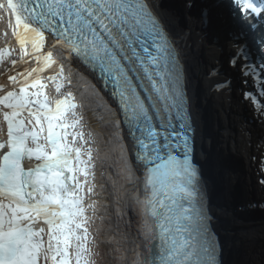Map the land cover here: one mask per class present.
Wrapping results in <instances>:
<instances>
[{"label": "bare ground", "instance_id": "bare-ground-1", "mask_svg": "<svg viewBox=\"0 0 264 264\" xmlns=\"http://www.w3.org/2000/svg\"><path fill=\"white\" fill-rule=\"evenodd\" d=\"M187 1L190 2L192 0ZM160 4L164 6L163 3ZM158 6L160 7V5ZM160 10L162 11L161 8ZM165 10H167V7L164 6V11ZM176 14L178 16L177 12ZM185 15L187 18L193 17L194 19H197L198 14L190 8L189 10L187 9ZM199 17L201 18L197 19V22L200 23L202 21L204 23L205 20L206 27H208L209 30H212L208 20L206 18L203 20V15ZM192 26H194V24ZM50 48L52 47L50 46ZM235 48L238 50L240 46L236 42H231L228 51L232 53L231 50H235ZM53 55H57V53H53ZM214 58L215 60L220 59L217 52L216 54L214 53ZM52 59L53 57H50V63H45L41 68L45 69L51 64L52 66H56L55 68H58V71L61 72L59 81L63 84L68 85L66 82L68 79H72L76 83L79 79L83 84L82 87L79 85L75 86L73 92L75 95H72V97L71 95H65L60 98L58 90L62 88V83L56 84L53 88V94L56 99L57 96H59L60 100L66 99L68 107H65L64 111L67 114L70 116H77L79 114L81 118L86 121L85 124H89V126H85L84 128L86 133L82 131L81 135H79L76 140L77 144L80 143L79 146H83V153L88 154V150L86 151V149H90V147L94 149L97 148V145H101V150L99 151L97 148L98 151L95 152V156L87 159V155L82 156V161H88L91 167L97 169V171L99 165L103 166L102 163L104 165L107 163V169L104 168V175L101 176L97 185L99 191L103 189L104 185L106 186L104 189L106 193L105 191H101L103 195L106 194V196H108L106 199H101V202L104 203L106 207L104 209L100 203L96 206L93 205V202H95L97 198L96 195H100L101 193H98L94 188L90 190L91 186L90 184H87L88 188L84 186V189L77 191L67 190L63 195L58 193V195L51 197V199L41 197L40 207H20L5 203L6 206L3 205L4 213L2 216L6 218L7 221H12L16 224L17 221H20L28 224L27 226L31 225L36 228V233H34L31 240L35 245V248L32 249L35 256L28 257V264H41L43 260L46 259V254L49 255V260L48 257L46 259L47 264H69V260L71 261L72 257L75 259L78 258L77 253L74 254L71 249V243H67V241L64 240V234L67 232L75 235L77 232L74 230H78V227L83 223L82 220L85 216L89 218L87 224L91 225L96 234L99 235V241H94L93 239L95 237L93 234L91 238L93 246L98 247L99 249V247L104 245L107 251H113L114 259L111 261V264H158L157 261L154 262L155 256H153V250L156 245L153 244L151 246V239L154 238L156 240L159 245L157 247L159 257H163L164 253L162 256L160 255L161 252L165 251L166 246V235L164 234L163 229L160 228L159 231L156 230L155 233H152V235L149 236L151 238L147 241L142 238V235L137 238L132 232V226L126 224L128 216L134 218L132 215L138 216V213L144 211L150 214L154 224L158 226V218L155 213L157 206L150 194L153 192V189H151V186L147 187V182L141 181L144 175L140 169L137 170L139 160L132 158L134 157L131 142L132 137L125 131V121H130L131 118L129 117L126 120L118 119L117 127L108 128V124H111L112 121L108 118L103 120L102 115L109 113L113 115L112 117L110 116L112 119L115 120L118 118V113H115L110 107L112 106L110 105L111 103L118 100L114 99L108 93L107 89L103 93L99 88L91 87V84L88 83L85 77L82 75H79L80 77H78L76 73H74L75 69L69 68L66 70V57L61 56L63 61L56 58L54 60ZM23 68L24 69L17 70L14 73H7L6 70H3V67H0V90L6 97L5 99L3 95L1 96L0 115L2 117H7L9 115L20 116L19 113H22L25 116H29L28 118L31 119V116L33 115L30 113L31 110H34L33 113L35 115L39 114L44 120H47L49 117L44 116L45 111L41 109V106L38 105V102L35 100L36 88H22L21 85L18 84L19 81L17 82L19 73L28 72V64H23ZM243 70L245 71L244 68ZM199 75V80L201 82L203 81L205 85L210 84L207 87L211 90L213 87L211 81L214 79L213 73L207 68L202 67L199 70ZM249 77L251 76L246 74V79L251 81L252 77ZM252 88L253 85L249 89L252 90ZM258 95L264 100V93L259 92ZM82 103L84 104L82 105ZM215 103L221 106V114L224 115L222 116V120L224 122L228 123L230 121V118L226 117L227 115L231 117V123L232 121L240 123L238 124L240 125L238 128H234L230 123L229 125H226V131H224V127L222 128L224 131V143L231 144L232 150L240 156L241 161L249 169V172H246L245 174L243 171H232L234 178L238 179L239 182L237 183L241 188L248 187V184H243V181L248 178L250 188L253 191H256L257 194L264 193V127L260 126V129L256 131H254L255 129L253 128L249 129L247 127L249 123L247 120L245 121L247 128H245L241 121V115L234 117V110L235 108L240 109L239 105H235L234 107L233 100H231L225 92H221V96L220 93H218ZM81 107L84 108L81 110ZM248 107L251 114L253 113L254 121L260 124L262 123L263 125L264 106L260 103V100L249 99ZM59 118H62V115H60ZM90 120L95 122L90 123ZM27 123L31 122L28 121ZM31 125L30 127H32ZM24 128H28V125H24ZM230 129L235 135L230 132ZM256 132L258 133L257 136ZM99 134L108 137L111 141L107 138L101 139L102 137H100ZM260 134L263 135V137H261ZM219 135H221V132H219ZM125 160L130 164V178H132V167L134 169L136 168L134 172L135 177L132 178L133 183L127 178ZM122 169L125 173H121ZM85 193H90V195L93 194V197L90 198L89 202H87L89 195ZM43 194H45V192H43ZM240 196V204H243L245 202L243 193H241ZM51 200H53V202H51ZM249 206L250 205H248V208ZM94 207L97 210L96 215L102 219V222H100L98 218H95L96 220H94L92 214H90V211H93ZM103 210L107 212L105 216L102 214L99 215L98 211L102 212ZM225 211L230 214L229 207H226ZM111 217L113 218L112 221ZM231 217L233 221L236 220L232 215ZM238 219L242 223L240 229L241 236L237 234V243H235V247H237L239 253L243 250L247 252L246 264H264V231H261V227H263L264 224L250 221L251 219L246 221H242L240 218ZM74 225H77L78 227H74ZM135 230H137V226ZM243 239L252 244L248 247L244 245L242 246L239 243L244 242ZM82 243L84 246V241ZM67 250L69 251L68 254L71 256L70 258H66L65 253L68 252ZM96 255V261L98 264H104L103 253L100 255L96 251ZM91 257L90 253H85L82 256L83 259L81 260V264H90ZM91 259H93V257Z\"/></svg>", "mask_w": 264, "mask_h": 264}, {"label": "water", "instance_id": "water-1", "mask_svg": "<svg viewBox=\"0 0 264 264\" xmlns=\"http://www.w3.org/2000/svg\"><path fill=\"white\" fill-rule=\"evenodd\" d=\"M163 1L170 4L169 0H163ZM170 8H171L170 15L172 16L173 20H175L180 30H182L183 29L182 23L186 25L185 19L179 18L180 19L179 20L177 18L178 17L177 14L175 12H172L173 11L172 5H170ZM177 13L179 14V11H177ZM180 16L181 17L183 16L182 11ZM180 21L182 23H180ZM198 35L199 38H195V41L194 42L191 41L190 43L192 54L194 55L198 63L197 67L199 68V70L202 67L207 68L208 70L211 71V73H213L214 76L213 77L214 79L211 81L213 85L211 90L209 87H207L210 84L205 85L203 81L201 82L199 80L198 82L199 91H196V94H198L199 92V97H201V108L204 116V122L206 126L205 128L208 133L207 136L204 135V138L208 142L207 143L204 142L203 145L205 148L204 150L207 154L206 175L208 177L207 181L209 184V191L212 192L211 199H213L214 205L217 208L216 214L224 216L222 215L223 214L222 212H224V208L220 207V205L218 204L219 199L223 196L226 199L227 205L229 206V213L236 219L235 222L231 220V222L230 221L225 222L221 226L222 240L228 244L225 245L224 262L226 264H234V261L236 260L241 262L242 264H246L247 252L243 250L242 252L239 253L237 247H235L236 244L234 245V239H235L234 234H238L239 236H241L240 229L242 223L238 218H240L242 221H246L248 219H251L250 221H254V219L257 217H264V208L256 206L255 202L258 203L259 200H252L253 196L248 195L247 192L251 189L250 187H246V188L239 187L237 183L239 181L238 179L234 178V174L232 173V171L238 170V171L247 172L248 169L241 161L240 156H238L235 153V151L232 150L231 144H225L223 141V136H224L223 134L224 131H226V124L227 125H229V123L232 124L231 117L226 115V117L230 118V121L228 123L222 120L223 115L221 114V106L217 105L215 103V100L218 93H220L221 96V92L223 93L225 92L229 94V92L232 91V83L234 81V78H233V74L231 76V73L229 72V70H227V68H229L230 66L227 63V61L229 60V56L224 55L225 62L227 64L224 63L225 66H219L221 60L218 59L215 60L214 58V53L215 54L216 52L218 54L220 53L219 42L213 37L210 31H206ZM203 55L207 58H210L206 63L204 61ZM221 64L223 65V62ZM223 127H224V131L222 130ZM219 132H221V135H219ZM230 132H232L231 129ZM199 134H201V132H199ZM232 134L234 133L232 132ZM168 170H170V168H168ZM165 171L166 170H163V172ZM243 184L244 185L247 184L246 180L243 181ZM241 193H243V197L245 198V202L243 204H240ZM248 205H250L249 208ZM253 205H255V207H252ZM225 213L227 212L225 211ZM230 214H228V216L230 219H232ZM260 224H264V222ZM261 231H264V226L261 227ZM229 233L231 234V239L228 238ZM245 239H243L244 242L239 244L247 247L250 246L252 243H248V241ZM233 246H234V251L232 250ZM163 253H160V255L162 256ZM153 256H155V262H156L159 257L157 246L153 250Z\"/></svg>", "mask_w": 264, "mask_h": 264}, {"label": "rangeland", "instance_id": "rangeland-1", "mask_svg": "<svg viewBox=\"0 0 264 264\" xmlns=\"http://www.w3.org/2000/svg\"><path fill=\"white\" fill-rule=\"evenodd\" d=\"M238 124H240V123H235L234 121H232V125H233L234 128H238V126H240ZM130 225L132 226V224H130ZM105 248H106L105 246L99 247V250H101L103 252V257H104L103 258V261H104L103 263L104 264H108V263L111 264V261L114 259V254L112 253L111 250L107 251Z\"/></svg>", "mask_w": 264, "mask_h": 264}]
</instances>
